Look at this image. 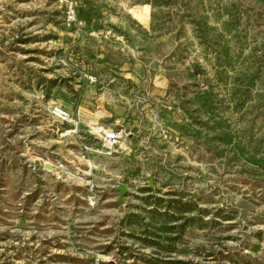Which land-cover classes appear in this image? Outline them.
Listing matches in <instances>:
<instances>
[{
    "label": "rangeland",
    "instance_id": "374dc122",
    "mask_svg": "<svg viewBox=\"0 0 264 264\" xmlns=\"http://www.w3.org/2000/svg\"><path fill=\"white\" fill-rule=\"evenodd\" d=\"M170 2L0 0V264H264V2ZM81 112L128 133L113 156L80 159Z\"/></svg>",
    "mask_w": 264,
    "mask_h": 264
},
{
    "label": "built area",
    "instance_id": "2783aa9c",
    "mask_svg": "<svg viewBox=\"0 0 264 264\" xmlns=\"http://www.w3.org/2000/svg\"><path fill=\"white\" fill-rule=\"evenodd\" d=\"M66 23L68 27H78L82 26V22L78 19V13L75 5L70 3L66 7ZM50 116L56 122H58L63 127H68V131H66V136H70L76 139H82V121L79 115H73L69 110L60 106L53 105L50 108ZM100 131L97 133L94 132L92 128H90L89 134L95 142V144L83 143L80 159L86 163L91 162V158L94 157H111L114 154V149L119 147L123 141H126L128 137V133L125 130L117 129V128H106L105 126L97 125ZM90 190L88 194V203L95 207L98 205L100 198L96 195L94 186L88 185Z\"/></svg>",
    "mask_w": 264,
    "mask_h": 264
},
{
    "label": "trees",
    "instance_id": "16d2710c",
    "mask_svg": "<svg viewBox=\"0 0 264 264\" xmlns=\"http://www.w3.org/2000/svg\"><path fill=\"white\" fill-rule=\"evenodd\" d=\"M167 2H168V5H170L169 7H171L170 0H167ZM263 2H264V0H263ZM152 5L155 6L154 3H152ZM189 7H190V4H189ZM177 14H178L180 19H183L184 17H186L191 21L192 24H194L196 26L197 38H199L200 41L203 42L201 44H204L206 42H209L210 44L214 43L215 38H216L213 35L214 29L212 27H210V25L208 24L207 17L200 16L198 14L197 6L195 4L193 5L192 8L188 9L187 14L182 13V9L180 10V12L177 11ZM153 16L155 17L154 13H153ZM179 49H181V46ZM118 56H119V58L115 59L114 57H112V55H107L104 62H107L108 64H111L115 67H121L127 63V59L123 56V54L118 53ZM204 98H205L206 102L209 103V104L207 103L208 105H213L214 101H213L212 93H210V92L206 93V96ZM185 110H187V109H185ZM173 208L179 214H183V213L192 211L190 204H181V205L180 204H173Z\"/></svg>",
    "mask_w": 264,
    "mask_h": 264
},
{
    "label": "crops",
    "instance_id": "0c3cea01",
    "mask_svg": "<svg viewBox=\"0 0 264 264\" xmlns=\"http://www.w3.org/2000/svg\"><path fill=\"white\" fill-rule=\"evenodd\" d=\"M87 23V22H86ZM81 116L82 117H87L89 120L87 121V123L85 124V121H84V124H85V126H84V128H86V127H89V126H91V128L93 129V131L94 132H97V133H99L100 132V130L99 129H97L98 128V123H97V117H91V116H89V115H87V114H85V113H82L81 112ZM116 117H117V120L120 122L121 120H122V118L119 116V115H116ZM91 120V121H90ZM92 126H94V127H92ZM102 131V130H101Z\"/></svg>",
    "mask_w": 264,
    "mask_h": 264
},
{
    "label": "water",
    "instance_id": "95a60500",
    "mask_svg": "<svg viewBox=\"0 0 264 264\" xmlns=\"http://www.w3.org/2000/svg\"><path fill=\"white\" fill-rule=\"evenodd\" d=\"M115 190H117L120 193L119 201L121 203H125L127 201L126 196L130 192L129 188L126 185H119V186L115 187Z\"/></svg>",
    "mask_w": 264,
    "mask_h": 264
},
{
    "label": "bare ground",
    "instance_id": "6f19581e",
    "mask_svg": "<svg viewBox=\"0 0 264 264\" xmlns=\"http://www.w3.org/2000/svg\"><path fill=\"white\" fill-rule=\"evenodd\" d=\"M100 132H102V131H100ZM100 132H99V133H100Z\"/></svg>",
    "mask_w": 264,
    "mask_h": 264
}]
</instances>
